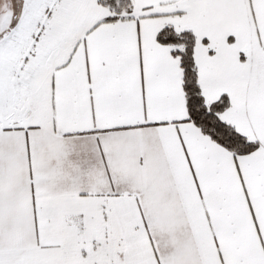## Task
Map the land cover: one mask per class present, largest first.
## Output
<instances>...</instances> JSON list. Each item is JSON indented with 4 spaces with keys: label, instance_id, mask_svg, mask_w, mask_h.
Instances as JSON below:
<instances>
[{
    "label": "snow or ice",
    "instance_id": "1",
    "mask_svg": "<svg viewBox=\"0 0 264 264\" xmlns=\"http://www.w3.org/2000/svg\"><path fill=\"white\" fill-rule=\"evenodd\" d=\"M0 264H264V0H0Z\"/></svg>",
    "mask_w": 264,
    "mask_h": 264
}]
</instances>
